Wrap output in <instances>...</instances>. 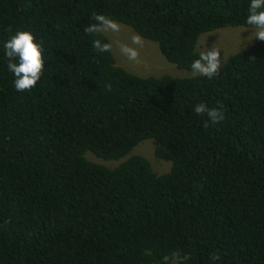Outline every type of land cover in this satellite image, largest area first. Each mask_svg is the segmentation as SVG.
<instances>
[{
  "label": "trees",
  "instance_id": "16d2710c",
  "mask_svg": "<svg viewBox=\"0 0 264 264\" xmlns=\"http://www.w3.org/2000/svg\"><path fill=\"white\" fill-rule=\"evenodd\" d=\"M249 3L0 0V264H264V41L212 79L141 77L84 32L103 14L191 71L198 37L250 27ZM18 30L44 49L30 91L7 68ZM198 103L225 120L203 127ZM146 139L165 172L129 154Z\"/></svg>",
  "mask_w": 264,
  "mask_h": 264
},
{
  "label": "clouds",
  "instance_id": "9594fccd",
  "mask_svg": "<svg viewBox=\"0 0 264 264\" xmlns=\"http://www.w3.org/2000/svg\"><path fill=\"white\" fill-rule=\"evenodd\" d=\"M90 19L95 22L84 28V32L89 35L97 36L98 34L116 33L121 30V25L117 21L103 14H94ZM246 23L252 29L247 40L249 42L253 39L264 41V0H250ZM92 45L97 53L103 54L112 50L111 43L102 42L99 38L93 39ZM142 46V37L134 34L131 37V45L121 44L120 52L128 60L137 61L139 59L138 48ZM3 47L8 60V71L15 77L14 86L16 90L30 91L40 81L44 73L45 59L42 41L37 43L34 34L30 31L18 30L10 36ZM222 67H224L223 57L220 49L214 45L211 48L206 47L199 53V58L191 63V72L194 76L212 79L220 74ZM223 109V104H218L217 107H209L205 103H198L193 110L197 115L205 117L203 127L207 128L225 120L226 116ZM164 259L168 261L169 257L166 256ZM187 259L189 257H184V260ZM213 259H218V257H213Z\"/></svg>",
  "mask_w": 264,
  "mask_h": 264
},
{
  "label": "rangeland",
  "instance_id": "374dc122",
  "mask_svg": "<svg viewBox=\"0 0 264 264\" xmlns=\"http://www.w3.org/2000/svg\"><path fill=\"white\" fill-rule=\"evenodd\" d=\"M121 25V30L116 33H102L111 43L112 50L110 51L114 62L117 66L122 67L129 73L137 76H161L169 75L172 77H191L194 76L191 71H184L175 68L173 64L168 63L159 53L155 43L143 39V46L138 48L139 59L137 61H130L120 52L121 44L131 45V37L135 34L129 27ZM252 29L249 27H223L202 33L196 41L197 50H205L214 45L220 49L223 60L230 54L243 49L258 39H253L251 42L247 37L251 34ZM154 142L151 139H146L139 142L129 154L140 155L147 159L153 172L159 174L168 169V162L162 160H155L153 158ZM85 158L89 161L112 166L116 164L115 161H102L93 157L90 154H85ZM169 264H176L172 260Z\"/></svg>",
  "mask_w": 264,
  "mask_h": 264
}]
</instances>
